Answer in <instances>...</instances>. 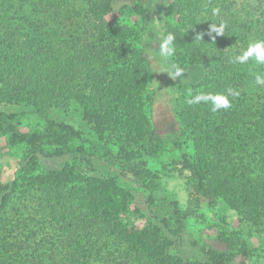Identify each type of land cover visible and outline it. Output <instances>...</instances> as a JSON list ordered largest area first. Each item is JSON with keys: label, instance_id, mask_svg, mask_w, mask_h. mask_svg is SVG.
I'll use <instances>...</instances> for the list:
<instances>
[{"label": "trees", "instance_id": "obj_1", "mask_svg": "<svg viewBox=\"0 0 264 264\" xmlns=\"http://www.w3.org/2000/svg\"><path fill=\"white\" fill-rule=\"evenodd\" d=\"M120 1L0 0V136L8 148L23 147L13 179L0 183V264H245L247 243L231 231L219 237L225 251L199 248L191 261L173 250L186 216L176 201L157 204L151 185L158 175L142 158L171 145L179 151L171 165L187 172L192 201H221L264 234V87L255 83L264 64L233 62L264 40V0H170L177 20L171 62L200 66L204 75L178 85L171 109L180 133L164 140L150 121V0L115 7ZM222 23L223 34L212 31ZM229 88L239 95L229 96L228 109L188 103ZM71 104L93 135L117 145L124 161L137 160L131 173L155 223L133 224V197L114 178L83 174L74 163L43 170L41 157L93 151L80 130L48 117ZM11 106L40 115L43 128L21 132Z\"/></svg>", "mask_w": 264, "mask_h": 264}, {"label": "rangeland", "instance_id": "obj_2", "mask_svg": "<svg viewBox=\"0 0 264 264\" xmlns=\"http://www.w3.org/2000/svg\"><path fill=\"white\" fill-rule=\"evenodd\" d=\"M123 2L128 0L118 2L115 7ZM169 6L170 0H150V14L147 19V36L150 39L148 58L152 66L148 92L155 96L150 121L151 127L159 131L163 140L166 135L180 133L171 109L172 101L177 97L178 85L195 84L204 75L203 69L197 65L186 67L181 76L174 79L165 71L172 62L170 57L161 58L159 55V45L163 38L161 33H157V28L161 29L167 24L171 34L176 35L177 20L170 14ZM141 46L143 47L142 43L139 47ZM8 111L17 114L19 130L23 133L43 128L45 119L23 106H11ZM48 117L80 130L84 138L93 144V151H86L84 155H67L60 159L41 157L40 164L43 170H57L65 163H74L78 172L83 174L114 178L117 184L128 190L133 197V207L139 212V215L131 217L133 224L141 228L144 222L155 223L153 212L146 203V192L131 173L137 160L124 161L118 154L117 145L109 144L107 140H100L95 134L93 135L91 128L83 121L81 109L75 104H71L64 111H53ZM87 146L85 144L86 148ZM166 149L164 155L143 156L142 160L146 162L149 171L158 175V179L151 185V192L156 197L157 204L162 200L176 201L181 213L186 216L184 232L176 240L173 250L191 261L200 258L199 248L225 251L226 247L220 242L219 237L223 231H231L238 233L247 243L249 257L245 260V264H264V234L240 221L236 212L221 201H217L212 207L201 200L192 201L189 197L187 172H182L178 167L171 165L172 160L179 158V151L171 145ZM182 150H185V147ZM22 151L23 147L8 148L6 138L0 136L1 184L13 179ZM192 242H195L197 247L193 246Z\"/></svg>", "mask_w": 264, "mask_h": 264}, {"label": "clouds", "instance_id": "obj_3", "mask_svg": "<svg viewBox=\"0 0 264 264\" xmlns=\"http://www.w3.org/2000/svg\"><path fill=\"white\" fill-rule=\"evenodd\" d=\"M219 12V9H213V15H216ZM224 24L222 23L219 27L212 25V31H215L217 34H223ZM201 38V37H200ZM174 36L170 33L166 37H163L159 45V55L161 58L171 57L174 54ZM249 58H253L258 64H264V40L257 41L248 46V48L243 51V53L235 58L233 61L239 62L241 64L247 62ZM175 69V71H173ZM165 71L171 78L180 77L184 72V69L180 68L176 64H170L165 68ZM255 83L264 87V76L257 74L255 78ZM239 95V92L234 91L229 88L227 90V95L224 94H200L196 95L188 101L190 104H198L201 101L211 102L213 112H216L220 109H228L231 107V102L229 96L236 97Z\"/></svg>", "mask_w": 264, "mask_h": 264}]
</instances>
